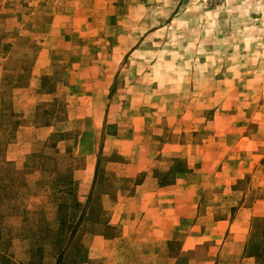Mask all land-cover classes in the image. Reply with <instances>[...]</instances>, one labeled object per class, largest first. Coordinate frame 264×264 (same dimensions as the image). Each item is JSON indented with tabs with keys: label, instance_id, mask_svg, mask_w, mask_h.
<instances>
[{
	"label": "rangeland",
	"instance_id": "rangeland-1",
	"mask_svg": "<svg viewBox=\"0 0 264 264\" xmlns=\"http://www.w3.org/2000/svg\"><path fill=\"white\" fill-rule=\"evenodd\" d=\"M0 264H264V0H0Z\"/></svg>",
	"mask_w": 264,
	"mask_h": 264
},
{
	"label": "crops",
	"instance_id": "crops-1",
	"mask_svg": "<svg viewBox=\"0 0 264 264\" xmlns=\"http://www.w3.org/2000/svg\"><path fill=\"white\" fill-rule=\"evenodd\" d=\"M168 188H166V187H157V188H155V192H154V194H157L158 192H160V191H166ZM186 206V204L185 203H183V207H185ZM155 207H161L159 204H153V208H155ZM164 208H167V209H169L170 207L169 206H165ZM173 209H175V208H173ZM177 209H179V207L177 206ZM229 225H232L233 223H228Z\"/></svg>",
	"mask_w": 264,
	"mask_h": 264
},
{
	"label": "trees",
	"instance_id": "trees-1",
	"mask_svg": "<svg viewBox=\"0 0 264 264\" xmlns=\"http://www.w3.org/2000/svg\"><path fill=\"white\" fill-rule=\"evenodd\" d=\"M70 227V226H69Z\"/></svg>",
	"mask_w": 264,
	"mask_h": 264
}]
</instances>
